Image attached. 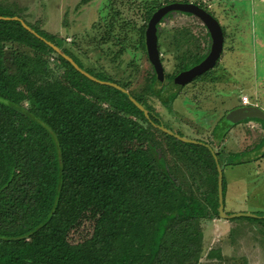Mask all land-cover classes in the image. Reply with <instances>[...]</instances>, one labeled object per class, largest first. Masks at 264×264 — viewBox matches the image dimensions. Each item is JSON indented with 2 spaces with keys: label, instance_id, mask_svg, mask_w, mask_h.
<instances>
[{
  "label": "trees",
  "instance_id": "1",
  "mask_svg": "<svg viewBox=\"0 0 264 264\" xmlns=\"http://www.w3.org/2000/svg\"><path fill=\"white\" fill-rule=\"evenodd\" d=\"M3 7L0 0L1 17L24 20L19 7L9 13ZM155 11H147L138 28L135 21L125 23L138 31L135 49L147 52L145 32ZM119 15L105 18L97 41L102 46L115 42L120 46L117 56L126 52L128 40L124 25L119 28ZM25 23L32 32L19 21L0 19V260L199 264L202 222L220 218V154L206 142H183L156 128L154 124H160L147 97H156L170 110L176 99L170 81L206 55L187 50L174 73L163 69V80L153 66L145 91L126 93L122 89L127 85L93 63H83L77 49L66 47L65 39ZM175 38L177 48L193 39L189 29L178 30ZM111 115L130 119L123 127L109 119ZM119 143L130 147L119 152ZM224 164L230 165L228 159ZM89 210L98 213L91 237L70 242L69 230ZM207 257L224 260L219 249Z\"/></svg>",
  "mask_w": 264,
  "mask_h": 264
},
{
  "label": "rangeland",
  "instance_id": "2",
  "mask_svg": "<svg viewBox=\"0 0 264 264\" xmlns=\"http://www.w3.org/2000/svg\"><path fill=\"white\" fill-rule=\"evenodd\" d=\"M1 1L5 6L2 11L9 13L19 7L27 23L65 39L66 47L77 49L83 63H93L112 79L127 85L128 92L136 94L145 91L153 75V65L146 51L134 48L139 39L134 24L140 27L147 11L169 3L204 5L225 34L218 62L192 84L174 90L176 99L170 110L156 97L148 96L147 101L160 127L183 138L206 142L220 154L223 208L227 215L243 213L264 217V126L256 120L249 123L244 120L229 128L230 123L225 119L230 110L242 104V95L250 98V104L264 110V0H220L222 6L218 0ZM118 12L119 28L124 25L128 38L126 52L119 56L120 46L115 42L105 46L97 42L105 30V18L110 19ZM128 21H135L133 27H127ZM181 29H189L193 39L177 48L174 36ZM159 30L161 63L166 74L174 73L181 56L188 55L187 50L206 56L210 52L209 32L196 16L172 12L163 18ZM115 33L119 35L118 30ZM108 106L107 103L104 108ZM109 119L125 127L130 118L111 115ZM224 133L227 134L224 136ZM127 146L130 144L119 143L116 148L124 152ZM235 153L243 155L230 156ZM226 159L230 165L224 164ZM97 217L98 213L89 210L85 219L69 230V241L77 243L91 237ZM233 219L220 217L202 222L204 242L199 264H264V218ZM212 249H219L224 260L208 259ZM0 261L6 264L5 258Z\"/></svg>",
  "mask_w": 264,
  "mask_h": 264
},
{
  "label": "water",
  "instance_id": "3",
  "mask_svg": "<svg viewBox=\"0 0 264 264\" xmlns=\"http://www.w3.org/2000/svg\"><path fill=\"white\" fill-rule=\"evenodd\" d=\"M172 12H181L185 14H190L193 16H196L199 18L205 27L207 28L212 45L209 54L197 65L194 67L182 71L179 73L176 77L173 78L171 83L169 84V88L171 90H180L182 89L185 85L191 83L193 80L196 78L200 77L201 75L205 74L206 72L210 71L211 69L214 68L216 63L218 62L222 51H223V45H224V31L220 23L217 21V19L208 11H206L204 8L200 7L199 5L195 3H179V2H173L166 4L159 9H157L152 17L149 20L145 36H146V47H147V54L149 57L150 62L154 66L156 72L158 73L159 79L163 80L164 79V73H163V67L161 63V54L159 51V39H158V26L162 23V20L165 16ZM1 20H14V21H19L23 27H25L29 31H33L23 20H21L18 17H13V18H7V17H1ZM54 49L64 56L62 53L61 49L57 46H54ZM75 67L84 75L89 77L90 79L96 80L93 76L87 74L84 72L83 69L79 68L72 59H69ZM112 86H116L113 83H109ZM119 89H122L120 86H116ZM124 90L126 93H129L127 90ZM133 102L137 105V107L141 110L144 111L145 115L149 117L148 111L139 103H137L134 99H132ZM225 119L227 120L229 124V128L232 127L233 125L244 121V120H261L264 122V110L259 108L256 105H242L240 107L234 108L230 110L226 115ZM155 127H158L162 131H164L167 134L173 135L177 139L182 140L183 142H188V143H200L196 140H191L187 138H183L180 135L174 134L168 130H166L163 127H160L159 125H155ZM217 169L219 172L218 176V192H219V198H220V205H219V212H220V217L225 218L228 220H231L233 218H238L241 216H248V217H255V215L251 214H243V213H238V214H232V215H227L224 212L223 208V184H222V179H223V170L222 167L217 164ZM258 218V217H257Z\"/></svg>",
  "mask_w": 264,
  "mask_h": 264
},
{
  "label": "built area",
  "instance_id": "4",
  "mask_svg": "<svg viewBox=\"0 0 264 264\" xmlns=\"http://www.w3.org/2000/svg\"><path fill=\"white\" fill-rule=\"evenodd\" d=\"M241 102H242V105H245V106L252 105V104H250L251 100H250V98L247 95H242Z\"/></svg>",
  "mask_w": 264,
  "mask_h": 264
},
{
  "label": "flooded vegetation",
  "instance_id": "5",
  "mask_svg": "<svg viewBox=\"0 0 264 264\" xmlns=\"http://www.w3.org/2000/svg\"><path fill=\"white\" fill-rule=\"evenodd\" d=\"M209 35H210V34H209ZM224 37H225V34H224ZM210 39H211V37H210ZM211 42H212V41H211ZM211 45H212V43H211ZM210 49H211V48H210ZM193 67H194V66H193ZM205 74H206V73H205ZM205 74H203V75H205ZM177 75H178V74H177ZM177 75H176V76H177ZM176 76H175V77H176ZM200 77H201V76H200ZM198 78H199V77H198ZM195 80H196V79H195ZM195 80H193L191 83L185 85L183 88H185L186 86L192 84ZM183 88H182V89H183ZM240 106H242V105H238V106H236L235 108L240 107ZM249 122H252V121H251V120H248V121L246 120L245 123H249ZM258 123H260V122H258ZM260 124H261V123H260ZM155 125H157V124H155ZM261 126H262V124H261Z\"/></svg>",
  "mask_w": 264,
  "mask_h": 264
},
{
  "label": "crops",
  "instance_id": "6",
  "mask_svg": "<svg viewBox=\"0 0 264 264\" xmlns=\"http://www.w3.org/2000/svg\"><path fill=\"white\" fill-rule=\"evenodd\" d=\"M239 1H241V0H239ZM217 2H218V4H219V6H222V5L220 4V0H218ZM242 2H245V0H243ZM219 6H218V7H219ZM260 11L262 12L261 9H260ZM260 11H259L258 13H260ZM234 108H235V107H234ZM234 108H233V109H234Z\"/></svg>",
  "mask_w": 264,
  "mask_h": 264
}]
</instances>
